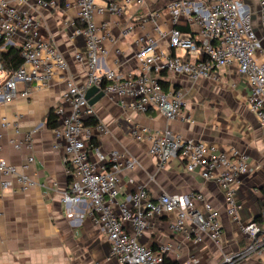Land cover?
Masks as SVG:
<instances>
[{
    "label": "built area",
    "instance_id": "2783aa9c",
    "mask_svg": "<svg viewBox=\"0 0 264 264\" xmlns=\"http://www.w3.org/2000/svg\"><path fill=\"white\" fill-rule=\"evenodd\" d=\"M132 2L141 6L144 0H107L103 4L96 0L65 2V8L70 5L76 8L75 20L64 23L70 30L69 37L80 36L85 45V53H74V60L85 66V78L77 83L67 73L68 62L63 54L52 41L42 36L39 21L27 9L20 8L21 5H34L41 9H58L61 8L58 0H0L1 48L17 47L22 57V63L11 69L5 68L0 61V104L48 89L56 76L64 75L61 104L53 109L58 126L51 129L55 139L53 147L63 149L69 165L70 181L62 201L91 205L92 220L104 230L110 243V256L117 264H165L168 246L153 250L139 240L150 219L171 213L174 215L173 230L184 232L193 244L200 243L204 236L219 244L222 238L219 212L200 192L162 193L153 198L144 186L137 187L124 202L118 203L119 173L123 168H133L138 162L126 158L121 163L119 153L103 152L92 143L90 127L84 125V120L95 117V113L88 104L86 92L95 87L104 95H117L122 105L135 113L155 110L168 120L181 118L190 121L183 113L182 90L164 89L162 81L165 77L181 75L192 82L216 80L218 68L236 63L250 87L247 108L256 117L264 136V59L258 61L256 58L262 42L243 0H173L167 3L171 29L164 31L154 23L155 35L145 34L136 41L135 69L116 71L102 62L108 55L105 41L115 43L116 39L109 24H96L95 18L104 12L120 15ZM259 4L264 25V0H259ZM180 19L196 27L197 34L177 28ZM145 21L146 18H141L139 24ZM134 26H124L120 35H129ZM160 39L167 40L170 52L159 48ZM18 121V117L0 116V198L6 190L24 192L35 185L27 174L34 162L33 155H29L20 166L1 155L7 132L11 131L15 136L7 139L13 148L31 145L36 127L18 138L21 134ZM96 126L104 130L100 123L97 122ZM147 153L156 159L158 168L170 158L179 156L188 172L197 171L202 178L213 181L220 188L227 215L233 220L238 219L236 191L249 168L248 156L244 152L184 138L167 128L152 138ZM261 218V223L252 220L240 225L241 232L250 240L249 245L242 251L225 255L219 264H241L259 249L261 241L264 243V207ZM186 225L190 226L189 229L185 228Z\"/></svg>",
    "mask_w": 264,
    "mask_h": 264
},
{
    "label": "crops",
    "instance_id": "0c3cea01",
    "mask_svg": "<svg viewBox=\"0 0 264 264\" xmlns=\"http://www.w3.org/2000/svg\"><path fill=\"white\" fill-rule=\"evenodd\" d=\"M41 9L34 5H21L40 23L44 38L54 43L68 62L67 73L75 82L85 78V66L74 60V53H85L82 37L70 38V30L64 23L75 20L76 8ZM103 4L107 0H96ZM120 1V0H110ZM198 1V0H194ZM250 11L252 25L261 38L262 47L256 53L258 61L264 59V25L262 23L259 0H243ZM167 0H144L138 6L132 2L122 14L104 12L95 18L96 24L106 22L116 42L105 41L108 55L102 59L105 66L122 72H131L136 64L133 56L136 41L145 34L155 35L154 23L162 30L169 31L172 23L167 11ZM141 18H146L139 24ZM135 25L127 36L120 35L121 29ZM182 31L197 34L184 19L176 25ZM158 46L170 52L166 39H160ZM64 75L56 76L48 89L34 91L27 97L18 96L8 103L0 104V116L10 119L18 117L22 138L36 127L31 145L13 148L7 139L15 137L11 131L5 134L1 155L10 163L20 166L29 155L34 162L27 174L35 181L30 189L19 192L6 190L0 198V264H117L110 256V243L104 230L94 223L91 205L88 202L64 203L62 195L67 190L70 176L69 165L61 147L54 148L55 139L47 126L50 110L61 104V94L65 90ZM164 89H180L184 94V116L190 119H166L161 113L150 110L145 114L135 113L122 105L114 94L104 95L92 105L97 122L90 125L92 143L103 152L116 151L126 158L137 160L131 168H123L119 173V191L116 201L122 203L127 195L137 187L144 186L150 197L162 193L186 194L202 193L219 212L222 225V238L219 244L204 236L198 244H193L184 232L172 228L173 214L150 219L140 242L153 250L168 246L165 264H219L221 259L245 249L250 240L243 235L240 225L259 216L264 198V136L256 117L246 105L250 87L245 77L239 73L236 63L217 69V79H199L192 82L186 76L165 77ZM179 133L184 138L203 140L223 149L235 148L248 156V172L243 175L236 191L239 205L238 219L227 215L220 188L211 180H205L199 172H188L183 160L170 158L163 167L147 153L154 136L165 129ZM139 136V138H138ZM201 210V206H198ZM254 221L261 223L262 218ZM186 225V229H189ZM261 238L258 239V242ZM259 249L242 261L241 264H264V243Z\"/></svg>",
    "mask_w": 264,
    "mask_h": 264
},
{
    "label": "trees",
    "instance_id": "16d2710c",
    "mask_svg": "<svg viewBox=\"0 0 264 264\" xmlns=\"http://www.w3.org/2000/svg\"><path fill=\"white\" fill-rule=\"evenodd\" d=\"M2 44L3 42L2 40H0V61L2 62L3 66L8 69L19 66L22 63L20 49L13 46H5L1 48ZM162 86L163 88H166V83L163 81H162ZM96 123H97V119L95 117H91L84 120L85 126L95 125ZM47 126L50 129H53L58 126V122L53 110H50L47 115ZM261 193L264 198V186L261 189ZM263 207H264V203H263ZM260 218H261V213L259 214V216H256L254 220Z\"/></svg>",
    "mask_w": 264,
    "mask_h": 264
},
{
    "label": "water",
    "instance_id": "95a60500",
    "mask_svg": "<svg viewBox=\"0 0 264 264\" xmlns=\"http://www.w3.org/2000/svg\"><path fill=\"white\" fill-rule=\"evenodd\" d=\"M169 1H173V0H167ZM86 99H88V104L89 105H94L99 99H101L102 97H104V93L101 91H97V89L95 87H91L87 90L86 95H85Z\"/></svg>",
    "mask_w": 264,
    "mask_h": 264
}]
</instances>
